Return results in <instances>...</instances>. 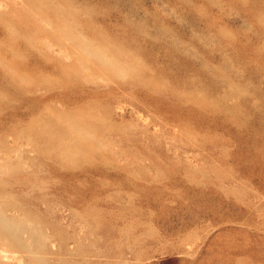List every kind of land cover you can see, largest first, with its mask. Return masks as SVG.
Masks as SVG:
<instances>
[{
  "label": "rangeland",
  "instance_id": "1",
  "mask_svg": "<svg viewBox=\"0 0 264 264\" xmlns=\"http://www.w3.org/2000/svg\"><path fill=\"white\" fill-rule=\"evenodd\" d=\"M0 264H264V0H0Z\"/></svg>",
  "mask_w": 264,
  "mask_h": 264
}]
</instances>
